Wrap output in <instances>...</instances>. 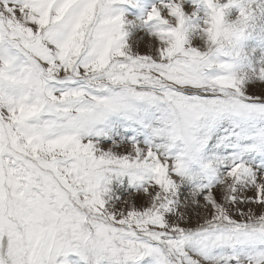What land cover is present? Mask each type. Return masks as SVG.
I'll list each match as a JSON object with an SVG mask.
<instances>
[{"label":"snow or ice","instance_id":"snow-or-ice-1","mask_svg":"<svg viewBox=\"0 0 264 264\" xmlns=\"http://www.w3.org/2000/svg\"><path fill=\"white\" fill-rule=\"evenodd\" d=\"M0 264H264V0H0Z\"/></svg>","mask_w":264,"mask_h":264}]
</instances>
